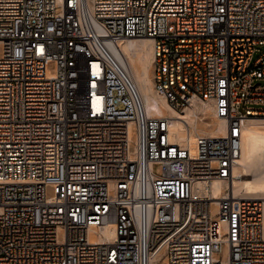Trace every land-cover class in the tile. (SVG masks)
Listing matches in <instances>:
<instances>
[{"label":"built area","instance_id":"1","mask_svg":"<svg viewBox=\"0 0 264 264\" xmlns=\"http://www.w3.org/2000/svg\"><path fill=\"white\" fill-rule=\"evenodd\" d=\"M127 38L226 133L172 139L108 48ZM258 45L264 0H0V264H264V202L213 191L264 120Z\"/></svg>","mask_w":264,"mask_h":264},{"label":"bare ground","instance_id":"2","mask_svg":"<svg viewBox=\"0 0 264 264\" xmlns=\"http://www.w3.org/2000/svg\"><path fill=\"white\" fill-rule=\"evenodd\" d=\"M108 48L133 77L148 114L171 118L172 139L183 142L189 133L192 140L197 133L213 137L226 133L224 120L215 115L210 103L195 100L184 113H180L156 92L153 76L154 50L150 38H127L120 40L118 44L108 42ZM225 187H229L236 198H257L264 202V120L248 119L246 122L243 128L242 156L235 166L233 178L229 182L225 179L216 181L213 189L215 196H220ZM103 234L104 236L93 239H112L113 226L106 225ZM154 259L159 260L160 257Z\"/></svg>","mask_w":264,"mask_h":264},{"label":"rangeland","instance_id":"3","mask_svg":"<svg viewBox=\"0 0 264 264\" xmlns=\"http://www.w3.org/2000/svg\"><path fill=\"white\" fill-rule=\"evenodd\" d=\"M262 53H264V45H258L256 46V49H255V52H254V55H253V58H252V61L255 60L258 56H260ZM262 82V88L264 89V79L261 80ZM250 107H254V108H264V104L263 103H249L248 104ZM209 120V119H208ZM204 125H205V122L203 121L202 122ZM154 170L156 172L159 171V166L156 165L154 167Z\"/></svg>","mask_w":264,"mask_h":264}]
</instances>
